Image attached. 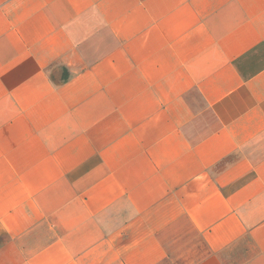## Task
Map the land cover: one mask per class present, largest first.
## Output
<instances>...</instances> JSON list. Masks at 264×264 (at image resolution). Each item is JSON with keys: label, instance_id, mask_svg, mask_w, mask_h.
Listing matches in <instances>:
<instances>
[{"label": "crops", "instance_id": "1", "mask_svg": "<svg viewBox=\"0 0 264 264\" xmlns=\"http://www.w3.org/2000/svg\"><path fill=\"white\" fill-rule=\"evenodd\" d=\"M0 264H264V0H0Z\"/></svg>", "mask_w": 264, "mask_h": 264}]
</instances>
